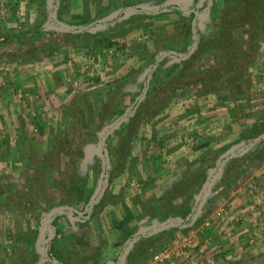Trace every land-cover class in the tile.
<instances>
[{"label": "rangeland", "instance_id": "obj_1", "mask_svg": "<svg viewBox=\"0 0 264 264\" xmlns=\"http://www.w3.org/2000/svg\"><path fill=\"white\" fill-rule=\"evenodd\" d=\"M208 221L264 264V0H0V264H151Z\"/></svg>", "mask_w": 264, "mask_h": 264}, {"label": "crops", "instance_id": "obj_2", "mask_svg": "<svg viewBox=\"0 0 264 264\" xmlns=\"http://www.w3.org/2000/svg\"><path fill=\"white\" fill-rule=\"evenodd\" d=\"M208 222L209 223L206 226H201V224H199L189 232V244L187 243V247L186 245L184 246L186 253L182 252L185 255L182 257L181 254H177L176 257L170 259V261L166 264H226V262L224 261L223 263L222 258L220 259L218 256L222 252L231 251V246L227 240L219 242V237L223 234V232L220 231V225H218L219 223ZM228 233H230L228 229L224 231L225 235H229ZM232 235L234 234L229 236ZM122 251L123 249L120 254ZM121 259L122 258L118 257L115 264H122L123 260L121 263H118ZM216 259H220L221 262L219 260L216 262Z\"/></svg>", "mask_w": 264, "mask_h": 264}, {"label": "trees", "instance_id": "obj_3", "mask_svg": "<svg viewBox=\"0 0 264 264\" xmlns=\"http://www.w3.org/2000/svg\"><path fill=\"white\" fill-rule=\"evenodd\" d=\"M178 7V6H177ZM227 22V25H228V21H226ZM233 25L234 26V22H230L229 23V25ZM189 58V59H188ZM187 59H188V61H192L193 59H194V54L191 56V57H188ZM151 59H153V57H151ZM180 59H183V58H181V57H179L177 54L176 55H173V56H169V57H164V58H162V61L157 65V67L153 70V72H154V74H158V73H160V71L161 70H165L166 72H170L172 69L171 68H169V69H162V66L164 65V63L166 62V61H168V60H172V61H177V60H180ZM155 63V62H154ZM176 67V66H175ZM165 72V73H166ZM159 79H160V77H159ZM122 114V111H120V115ZM126 128H128V125L126 124V123H123V124H121L120 126H119V128H117L116 130H114V133L116 134V135H122V133L126 130ZM204 146V145H203ZM206 146V145H205ZM197 160V159H196ZM103 168H104V166H103ZM200 171V170H199ZM184 188V187H183ZM189 199L190 198H188L187 200L189 201ZM176 209H178L179 211L178 212H180L181 213V211H180V209H179V206H177L176 207ZM189 212V209L188 208H184V211H183V213H182V216H184V215H186L187 213ZM179 214V213H178ZM194 222V221H193ZM196 222V221H195ZM190 223V220H188L187 222H186V224H189ZM188 229L189 228H184V229H182V232L183 233H185L186 231H188ZM143 264V263H142Z\"/></svg>", "mask_w": 264, "mask_h": 264}, {"label": "built area", "instance_id": "obj_4", "mask_svg": "<svg viewBox=\"0 0 264 264\" xmlns=\"http://www.w3.org/2000/svg\"><path fill=\"white\" fill-rule=\"evenodd\" d=\"M217 215L221 216L220 213H218ZM171 258H172V253L169 250H164L161 253L154 255L151 264H166L169 262Z\"/></svg>", "mask_w": 264, "mask_h": 264}]
</instances>
